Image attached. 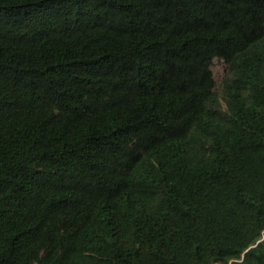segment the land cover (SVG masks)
<instances>
[{
  "label": "trees",
  "instance_id": "1",
  "mask_svg": "<svg viewBox=\"0 0 264 264\" xmlns=\"http://www.w3.org/2000/svg\"><path fill=\"white\" fill-rule=\"evenodd\" d=\"M0 264H264V0H0Z\"/></svg>",
  "mask_w": 264,
  "mask_h": 264
},
{
  "label": "rangeland",
  "instance_id": "2",
  "mask_svg": "<svg viewBox=\"0 0 264 264\" xmlns=\"http://www.w3.org/2000/svg\"><path fill=\"white\" fill-rule=\"evenodd\" d=\"M211 71L214 78V89L220 91L222 80L227 74L226 65L220 59H214L211 65Z\"/></svg>",
  "mask_w": 264,
  "mask_h": 264
}]
</instances>
